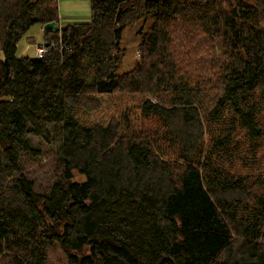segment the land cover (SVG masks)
Instances as JSON below:
<instances>
[{"label": "trees", "instance_id": "trees-1", "mask_svg": "<svg viewBox=\"0 0 264 264\" xmlns=\"http://www.w3.org/2000/svg\"><path fill=\"white\" fill-rule=\"evenodd\" d=\"M53 21L59 0H0L1 264L57 247L68 264H264V0H91L88 22L43 31L44 57L18 54ZM44 127L62 169L40 190L25 162Z\"/></svg>", "mask_w": 264, "mask_h": 264}, {"label": "rangeland", "instance_id": "rangeland-1", "mask_svg": "<svg viewBox=\"0 0 264 264\" xmlns=\"http://www.w3.org/2000/svg\"><path fill=\"white\" fill-rule=\"evenodd\" d=\"M137 26H129L123 32L122 45L125 48V60L119 67L123 72L131 69L139 58L140 37L136 34ZM29 37H33L34 42ZM44 42V34L40 25L31 27L19 45L18 54L36 57L35 43ZM43 137L34 136L33 144L37 148L39 155L35 159L26 160V172L36 182L40 190L48 188L56 179L59 178L62 169L60 154L58 151V133L49 127H44ZM75 180L84 181L86 176L75 172ZM3 260L0 259V264ZM49 264H68V258L59 247L54 248L49 253Z\"/></svg>", "mask_w": 264, "mask_h": 264}, {"label": "crops", "instance_id": "crops-1", "mask_svg": "<svg viewBox=\"0 0 264 264\" xmlns=\"http://www.w3.org/2000/svg\"><path fill=\"white\" fill-rule=\"evenodd\" d=\"M59 13V27L70 23L88 22L91 17V0H59ZM41 31L43 32L42 27Z\"/></svg>", "mask_w": 264, "mask_h": 264}, {"label": "built area", "instance_id": "built-area-1", "mask_svg": "<svg viewBox=\"0 0 264 264\" xmlns=\"http://www.w3.org/2000/svg\"><path fill=\"white\" fill-rule=\"evenodd\" d=\"M42 30L43 31L45 30L44 26H42ZM55 45H56L55 41H51V42L44 41L41 43H35L37 57H44V55L49 51V48Z\"/></svg>", "mask_w": 264, "mask_h": 264}, {"label": "water", "instance_id": "water-1", "mask_svg": "<svg viewBox=\"0 0 264 264\" xmlns=\"http://www.w3.org/2000/svg\"><path fill=\"white\" fill-rule=\"evenodd\" d=\"M45 29H52L54 32H57L59 30V24L57 21L49 22L44 25Z\"/></svg>", "mask_w": 264, "mask_h": 264}]
</instances>
